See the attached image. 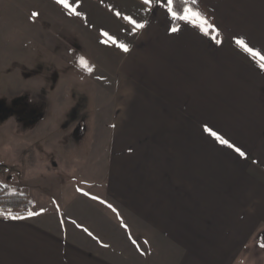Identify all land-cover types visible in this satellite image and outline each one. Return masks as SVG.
<instances>
[{
  "label": "crops",
  "instance_id": "0c3cea01",
  "mask_svg": "<svg viewBox=\"0 0 264 264\" xmlns=\"http://www.w3.org/2000/svg\"><path fill=\"white\" fill-rule=\"evenodd\" d=\"M187 1L207 34L167 0H22L57 94H110L106 151L80 168L144 252L0 214V264H264V60L237 43L264 56V0Z\"/></svg>",
  "mask_w": 264,
  "mask_h": 264
},
{
  "label": "rangeland",
  "instance_id": "374dc122",
  "mask_svg": "<svg viewBox=\"0 0 264 264\" xmlns=\"http://www.w3.org/2000/svg\"><path fill=\"white\" fill-rule=\"evenodd\" d=\"M24 1L30 9L32 0ZM21 4L0 0V184L26 193L33 203L29 212L51 227L64 231L65 224L72 232L103 236L113 259L123 262L127 254L137 255L124 249L144 252L143 242L134 245L126 228L118 227L105 196L94 193L80 168L106 151L102 125L110 118V94H57L60 84L45 66L48 52L32 50L26 31L33 23L26 11L22 18Z\"/></svg>",
  "mask_w": 264,
  "mask_h": 264
},
{
  "label": "snow or ice",
  "instance_id": "6c2138e0",
  "mask_svg": "<svg viewBox=\"0 0 264 264\" xmlns=\"http://www.w3.org/2000/svg\"><path fill=\"white\" fill-rule=\"evenodd\" d=\"M58 2L63 4L65 7H68L67 0H58ZM151 2H152V0H144L145 4H149ZM172 2H173V0H167V11L172 16L173 19L185 20V21H188L189 23H195V20L193 18L199 19L200 23L198 24V27L200 28L201 31L205 32V34H207V32L210 28L214 27L213 25H211L207 21V19L199 11L193 12L192 9L186 8L185 9V13H186L185 15H178L177 12L174 11L172 8ZM125 19L128 20V22L133 26L132 27L133 32H135L137 29L143 28L145 26L143 23H139L137 20L133 19L132 17H125ZM171 30L173 32L178 31V29H176V28H173ZM104 35L108 36V38L110 40H113V42H115L114 38L110 37L107 32H105ZM217 42L219 43V41H217ZM237 43L242 45L245 48V50L247 52H249L251 55L258 56V57H260L261 60H264V56H260L259 52L253 51V48H251L247 44H245L243 40H237ZM119 47L125 52H127L129 50L128 46L126 44H120ZM81 60L83 62V58H81ZM261 67H264V64H262ZM89 70H91V69H89ZM208 131L211 132V134L213 136H216L217 139H219L222 144H228L229 143L227 140L218 136L215 132H212L211 129H208ZM236 151L239 152L241 155H244V153L241 152V150L239 148H237ZM30 215H31V213H30ZM12 218L15 219L18 217H12Z\"/></svg>",
  "mask_w": 264,
  "mask_h": 264
},
{
  "label": "trees",
  "instance_id": "16d2710c",
  "mask_svg": "<svg viewBox=\"0 0 264 264\" xmlns=\"http://www.w3.org/2000/svg\"><path fill=\"white\" fill-rule=\"evenodd\" d=\"M172 8L178 15H181L184 9L189 8L199 11L205 17L198 6L187 0H173ZM32 206L33 203L26 193L18 189L12 191L8 186L0 184V211L5 212L0 214L19 217L29 212Z\"/></svg>",
  "mask_w": 264,
  "mask_h": 264
}]
</instances>
